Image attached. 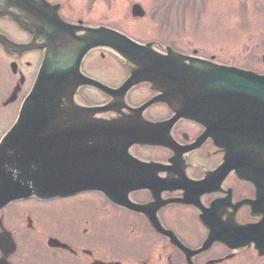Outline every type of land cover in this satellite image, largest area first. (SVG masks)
<instances>
[{
    "label": "flooded vegetation",
    "instance_id": "obj_1",
    "mask_svg": "<svg viewBox=\"0 0 264 264\" xmlns=\"http://www.w3.org/2000/svg\"><path fill=\"white\" fill-rule=\"evenodd\" d=\"M136 3L144 16H134ZM214 5L223 14L229 9L227 0H0V142L16 123L49 52L47 31H64L65 24L74 26L76 37L86 28L148 30L152 34L143 43L154 42L160 51L171 46L264 76V0L231 3L237 19L244 26L255 23L256 32L179 47L178 30L202 25ZM81 70L112 89L131 73L130 64L105 47L91 49ZM183 89L178 82L175 104L156 102L142 115L159 124L152 127L157 144L128 150L112 145V161L121 166L114 174L127 175L123 185H113V198L89 190L33 196L0 210V264H264V159L248 152L263 145H237L233 108L191 101ZM159 94L146 82L119 104L108 90L86 85L76 102L91 108L114 101L95 116L129 121L135 116L130 108ZM128 152L150 167L132 169ZM130 186L127 196L118 192Z\"/></svg>",
    "mask_w": 264,
    "mask_h": 264
},
{
    "label": "water",
    "instance_id": "obj_2",
    "mask_svg": "<svg viewBox=\"0 0 264 264\" xmlns=\"http://www.w3.org/2000/svg\"><path fill=\"white\" fill-rule=\"evenodd\" d=\"M111 33L112 31L103 29L96 34L100 39H107L110 42ZM88 35L84 36L78 44L83 50L89 47ZM116 35H118L117 43ZM113 37L114 48L123 57L138 65V69L133 70L130 79L119 90L123 94L136 83L153 80L148 75L149 72H157L160 78H192L200 77L193 74L194 70L211 69L217 66L207 61L186 62L187 57L171 50L168 56L154 54L150 46H140L116 32H113ZM53 61L55 76L49 77L48 62H45L36 87L24 107L22 120L18 125L19 130L16 131V126L6 138V142L0 145V208L13 200L33 194L51 197L99 186H104L103 189L109 192L110 189L106 188V185L113 183L111 174L106 171L99 172L102 164L99 161L103 156L98 149V142L81 143V146L86 145V150L82 148L81 152L79 150L72 152L70 164L66 162L63 146L64 137L68 133L64 131V114L74 112V108L67 110L62 105L66 103L73 105L76 89L85 78L79 72L82 59H54ZM177 61L182 65V69L175 66ZM65 64L70 67L68 70L70 80L74 81L72 78L76 77L79 80L77 85L71 82L70 87H67L64 92ZM219 67L216 74L226 79L222 78L220 82L215 80L211 84L221 83L217 89L228 91L234 99H237L238 104H246L248 109L254 111L253 113L259 114L257 128L262 127L264 82H260L259 76L257 77L254 73ZM210 75L214 76V74ZM69 128L70 136L73 137L111 135L107 127H103L100 132L98 125L93 122L81 124V129L71 123ZM132 136L135 141L145 140L147 135L142 123L135 124V132ZM70 145L73 148L80 146L76 139H72Z\"/></svg>",
    "mask_w": 264,
    "mask_h": 264
},
{
    "label": "rangeland",
    "instance_id": "obj_3",
    "mask_svg": "<svg viewBox=\"0 0 264 264\" xmlns=\"http://www.w3.org/2000/svg\"><path fill=\"white\" fill-rule=\"evenodd\" d=\"M229 15H230V19H231V22H230L231 25L224 24V26H223L222 22L224 19H222V17H220L219 14L215 10H213V17H208L205 20V24L204 25L202 24L199 27L201 32H197L194 34L195 40L196 41H198V40L201 41L203 39L214 40V39H217L218 36L224 35V34H231V35L238 34V35H240V33L243 32V29H241V25L239 24L237 19L235 20L231 16V11H230ZM246 29H247L246 32H255V29L251 28L250 26ZM186 32L191 33L190 29H186ZM131 33L136 35V36H139V37H146L147 36L146 31L135 30V31H131ZM155 34H158V32L156 31ZM184 39H187V40L182 41V43H180V47H182V46L193 47L194 42H191L190 40H188V39H192L191 35L185 36Z\"/></svg>",
    "mask_w": 264,
    "mask_h": 264
}]
</instances>
